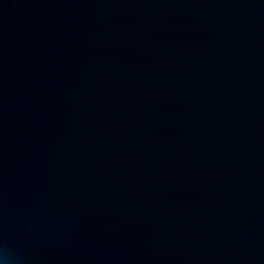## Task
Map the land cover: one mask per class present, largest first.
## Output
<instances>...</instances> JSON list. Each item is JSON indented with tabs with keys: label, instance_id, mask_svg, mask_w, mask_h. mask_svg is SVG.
Instances as JSON below:
<instances>
[{
	"label": "water",
	"instance_id": "95a60500",
	"mask_svg": "<svg viewBox=\"0 0 264 264\" xmlns=\"http://www.w3.org/2000/svg\"><path fill=\"white\" fill-rule=\"evenodd\" d=\"M0 264H264V0H0Z\"/></svg>",
	"mask_w": 264,
	"mask_h": 264
}]
</instances>
